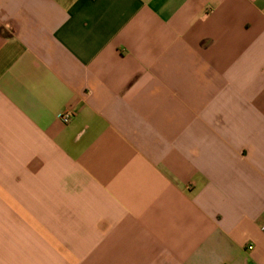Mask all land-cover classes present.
<instances>
[{
    "label": "crops",
    "instance_id": "crops-1",
    "mask_svg": "<svg viewBox=\"0 0 264 264\" xmlns=\"http://www.w3.org/2000/svg\"><path fill=\"white\" fill-rule=\"evenodd\" d=\"M263 226L264 0H0V264H264Z\"/></svg>",
    "mask_w": 264,
    "mask_h": 264
},
{
    "label": "built area",
    "instance_id": "built-area-1",
    "mask_svg": "<svg viewBox=\"0 0 264 264\" xmlns=\"http://www.w3.org/2000/svg\"><path fill=\"white\" fill-rule=\"evenodd\" d=\"M73 116H74L73 110L68 108L59 116V119L63 124H68L70 123ZM261 232L262 234H264V226L261 228ZM248 249H252V247H248Z\"/></svg>",
    "mask_w": 264,
    "mask_h": 264
}]
</instances>
